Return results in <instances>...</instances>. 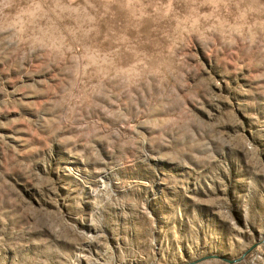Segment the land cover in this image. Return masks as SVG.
I'll return each mask as SVG.
<instances>
[{"label":"rangeland","instance_id":"374dc122","mask_svg":"<svg viewBox=\"0 0 264 264\" xmlns=\"http://www.w3.org/2000/svg\"><path fill=\"white\" fill-rule=\"evenodd\" d=\"M0 264H264V0H0Z\"/></svg>","mask_w":264,"mask_h":264}]
</instances>
